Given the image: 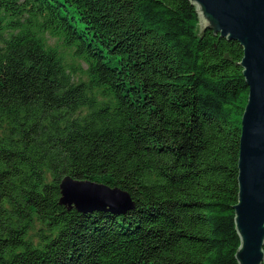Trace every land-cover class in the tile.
Listing matches in <instances>:
<instances>
[{
  "label": "trees",
  "instance_id": "1",
  "mask_svg": "<svg viewBox=\"0 0 264 264\" xmlns=\"http://www.w3.org/2000/svg\"><path fill=\"white\" fill-rule=\"evenodd\" d=\"M199 25L189 0H0V264H238L243 48ZM64 177L132 207L67 208Z\"/></svg>",
  "mask_w": 264,
  "mask_h": 264
},
{
  "label": "water",
  "instance_id": "2",
  "mask_svg": "<svg viewBox=\"0 0 264 264\" xmlns=\"http://www.w3.org/2000/svg\"><path fill=\"white\" fill-rule=\"evenodd\" d=\"M200 30H212L243 48L240 66L248 88L241 120L238 200L234 222L240 239L238 264H264V0H189ZM59 204L77 211H125L129 195L118 188L64 177Z\"/></svg>",
  "mask_w": 264,
  "mask_h": 264
},
{
  "label": "rangeland",
  "instance_id": "3",
  "mask_svg": "<svg viewBox=\"0 0 264 264\" xmlns=\"http://www.w3.org/2000/svg\"><path fill=\"white\" fill-rule=\"evenodd\" d=\"M49 41H50L51 43H53V44L58 43L57 40H56L55 38H53L52 36L49 38ZM67 53H68V52H67ZM69 58H70V56H69ZM75 63L78 64L77 61H75Z\"/></svg>",
  "mask_w": 264,
  "mask_h": 264
},
{
  "label": "bare ground",
  "instance_id": "4",
  "mask_svg": "<svg viewBox=\"0 0 264 264\" xmlns=\"http://www.w3.org/2000/svg\"><path fill=\"white\" fill-rule=\"evenodd\" d=\"M7 39V38H6Z\"/></svg>",
  "mask_w": 264,
  "mask_h": 264
}]
</instances>
